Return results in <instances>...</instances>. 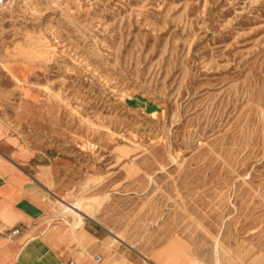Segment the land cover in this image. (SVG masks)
<instances>
[{"label": "rangeland", "instance_id": "obj_1", "mask_svg": "<svg viewBox=\"0 0 264 264\" xmlns=\"http://www.w3.org/2000/svg\"><path fill=\"white\" fill-rule=\"evenodd\" d=\"M0 116L67 166L83 220L264 264V0H9Z\"/></svg>", "mask_w": 264, "mask_h": 264}, {"label": "crops", "instance_id": "obj_2", "mask_svg": "<svg viewBox=\"0 0 264 264\" xmlns=\"http://www.w3.org/2000/svg\"><path fill=\"white\" fill-rule=\"evenodd\" d=\"M60 163L0 116V264H182L176 252L144 254L102 219L62 211L71 183ZM12 229L19 233L10 239Z\"/></svg>", "mask_w": 264, "mask_h": 264}, {"label": "bare ground", "instance_id": "obj_3", "mask_svg": "<svg viewBox=\"0 0 264 264\" xmlns=\"http://www.w3.org/2000/svg\"><path fill=\"white\" fill-rule=\"evenodd\" d=\"M62 200V199H61ZM62 204V206L65 208V210L66 211H68V210H80L81 211V209H78L77 207H76V205H74V204H66V203H61ZM75 208V209H74ZM79 212V211H78ZM78 214V216H79V221L80 222H82V218H83V212L81 211V213L79 212V213H77ZM85 216V215H84ZM87 216V215H86ZM91 218V217H90ZM92 220V219H91ZM79 221H77V223H79ZM76 223V224H77ZM147 258V257H146Z\"/></svg>", "mask_w": 264, "mask_h": 264}, {"label": "built area", "instance_id": "obj_4", "mask_svg": "<svg viewBox=\"0 0 264 264\" xmlns=\"http://www.w3.org/2000/svg\"><path fill=\"white\" fill-rule=\"evenodd\" d=\"M9 0H0V7L4 6L6 3H8ZM19 233V229H12L10 239L12 238L13 235H17ZM97 261L101 260V257L96 256L95 258Z\"/></svg>", "mask_w": 264, "mask_h": 264}]
</instances>
